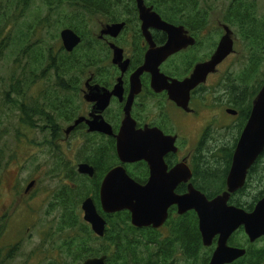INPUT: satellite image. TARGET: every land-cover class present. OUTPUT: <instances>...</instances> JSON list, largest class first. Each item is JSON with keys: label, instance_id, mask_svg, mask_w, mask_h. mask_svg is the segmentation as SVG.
Returning a JSON list of instances; mask_svg holds the SVG:
<instances>
[{"label": "trees", "instance_id": "trees-1", "mask_svg": "<svg viewBox=\"0 0 264 264\" xmlns=\"http://www.w3.org/2000/svg\"><path fill=\"white\" fill-rule=\"evenodd\" d=\"M46 8L48 16L39 17L34 25L26 23L24 18L30 9L31 0H12L3 16L0 6V63L8 62L6 72L1 74L0 99L9 112L19 117L22 128L37 133L38 138L45 133L46 144L52 148L60 137L59 121H72L78 114L82 76L91 69L106 71L101 67V53L95 51V39L92 35L97 20L119 22L135 16L137 12L134 0H39ZM153 7L166 22L184 25L196 36H200L202 27H216L207 31L205 52L209 57L217 45L218 37L228 27L243 44L246 52L245 63L239 71L229 72L224 78L228 95V105L238 115L235 126L223 131V141L228 132L235 131L232 141L224 142L221 153L227 165L215 175V189H226V177L230 157L234 153L239 137L250 117L253 102L264 84V12L260 0H144ZM33 2V0H32ZM59 10L65 12L62 29L55 34L51 31L43 35L39 29L51 27V16ZM225 10V11H224ZM22 15V17H21ZM218 17V19L215 18ZM212 18V21H211ZM58 18L54 23H58ZM130 19V18H128ZM62 20V19H61ZM221 24V25H220ZM64 29L74 30L82 38L81 44L72 52H67L61 43L60 33ZM209 49V51H208ZM180 59L194 62L199 58L198 48L190 49ZM191 56L190 60L187 59ZM243 63V62H242ZM6 124L0 119V126ZM3 130H7L6 127ZM37 140V139H36ZM42 141V140H40ZM87 146V156L83 162L102 167L108 172L119 164L116 150L100 145L93 149ZM264 154L251 170L249 181L256 186H264ZM52 166H62L65 171L49 173L52 177L69 181L59 185L53 193V203L61 206L59 227L53 236L66 235L61 251L62 261H50L46 264H81L87 258L99 256L110 251L107 264H154L153 230L137 229L131 224V214L122 211L114 215L103 212L98 189L93 188L88 176L80 175L73 162L54 151ZM128 174L140 182L138 166H125ZM50 177V176H49ZM101 182V181H100ZM255 203L264 198V187H258ZM87 197H93L99 213L110 221V229L104 238L94 235L91 228L81 218L80 206ZM55 211V209H52ZM173 217H178L174 215ZM181 235V234H180ZM182 236V235H181ZM194 243L191 236L186 239ZM0 264H6L0 257Z\"/></svg>", "mask_w": 264, "mask_h": 264}, {"label": "flooded vegetation", "instance_id": "flooded-vegetation-1", "mask_svg": "<svg viewBox=\"0 0 264 264\" xmlns=\"http://www.w3.org/2000/svg\"><path fill=\"white\" fill-rule=\"evenodd\" d=\"M134 2L136 3L138 17L136 14L135 16L128 17L130 19L125 18L119 22H107L105 19H99L97 20V24L93 27L92 35L95 39V51L101 53V67L105 66L104 68L107 70L97 72V70L93 68L88 75L82 76L81 87L78 91V94H80V101L77 103V106H79L78 114L72 118V121L70 122H66L63 119L59 121L60 138L57 139V141H54L52 148L45 143V146L48 148V158L53 161L54 151H56L59 155L64 156L67 161L73 162L80 175H83L79 172L80 165L85 164L90 166L93 169V175L85 176H88V178L91 179L92 187L98 189L99 200L102 181L114 168L122 166L127 171V167L125 166L137 165V172L141 175V177H139L140 182L136 181L134 178L133 179L141 185L147 184L151 175L149 164L144 160L136 163L124 164L120 161L118 155L117 136L120 133L124 120L126 119V106L130 103V116L135 122L136 130L148 131L150 129H158L164 136L175 139V147L177 151L167 152L163 156L166 171H171L179 164L187 165L190 168L192 172L191 179L187 183L181 182L177 186L175 192L179 195L186 194L189 191V185L192 184L193 187L201 192L207 200L212 201L228 190L227 177L226 189L221 192L215 189L214 175L224 165H227V160L223 159L224 156L221 153L223 147L226 145L224 141H222L223 131L226 128L235 126L236 121H230L229 117H233L236 120L235 117L238 115V112L228 105V95L224 86V78L226 75H224L218 87L212 92L219 94V104L226 108L225 113L221 114L226 121L223 122V125H220L214 116L208 126L203 125L201 127L203 131H201L197 140L199 144L197 143V148L194 151L188 147L187 141H190L188 139L189 134L188 130L183 127V121L203 114L199 113L194 107V104L204 103L206 105L207 92H205V86L211 77L217 75L220 66L223 65L230 56L218 66V70L215 73L210 74L207 77L205 83L200 84L191 91L188 111L171 101L166 90L161 92L156 91L153 86V77L150 72H144L140 76V92L136 94L132 100H129L131 93V76L145 64L146 54L151 48V44L142 30V21L139 17L137 1L134 0ZM144 4L147 8H150L145 1ZM162 20L164 19L162 18ZM116 24H125L124 29L120 33L117 35L102 34L108 26ZM170 24L176 27H182L184 29L182 36L188 39L189 37H192L195 40L193 46L189 45L183 48L176 54L167 58L159 66L160 73L167 78L168 82H172L173 80L182 82L192 74L197 64L205 62L211 58L224 34L218 37L217 45L213 48L208 57L207 53H204L205 44H201L199 38L205 39L207 37V31H211L212 28H214L212 30H215L216 27H202L201 30L203 33H201L200 36H196L184 25ZM149 32L156 48L162 47L168 40V35L157 28H149ZM61 43L63 46L62 40ZM112 45L123 50L124 61H130L129 67L124 73L117 65L113 64L114 49L112 48ZM195 48H198L199 51V58L197 60L190 63V61H183L180 59L184 53L189 54V50ZM120 83L122 84L123 93L121 96H116L114 92ZM101 107L103 110L99 112ZM173 110L178 111L181 116H177ZM230 110L235 111L237 114L233 115L229 112ZM219 115H217V118ZM97 116H101L110 126L111 133L90 131V125L88 122L94 121ZM81 118H84V120L75 124L76 121ZM76 136L77 138H75ZM100 145L105 146L106 150L107 147L116 150L119 164L112 166L108 172H105L102 167H97L90 162L86 163L82 161L83 157L87 156V146L92 149V152L89 153L93 154L94 147ZM233 154L229 159L230 165H228V173L232 165ZM52 164L53 163H50L46 167V174L53 179L59 180V185L69 184L68 180L63 179L65 173L63 175L60 174V178L52 177L49 174L58 170V168L62 171L66 170L63 169L62 166L56 168L52 166ZM252 168L248 171L244 186L235 193H232L227 202L229 207L242 210L246 216L255 212L256 205L261 200L260 199L255 203V195L257 192L255 189L257 187L263 189L264 187L256 186L249 181ZM24 193L29 196L31 189L27 191L26 188ZM87 198H92L94 201L93 197ZM82 204L80 206L81 218L86 224H88L84 220ZM47 206V214L49 216L52 215L53 212L55 215L61 214V206L58 203L52 204L51 202H48ZM52 209H55V211ZM114 214L116 213H110L108 215ZM174 215H178V217H173ZM104 219L106 221L104 236L99 237L92 231L98 238H104L110 229L109 219L107 217H104ZM59 222L60 219L58 216L49 219L45 224L46 230L44 235V243L51 244L58 256L62 254L61 251H64V247L56 246L52 239L54 233L59 227ZM88 225L92 230L91 225ZM149 228L153 230L154 252L152 256L154 258V264H211L219 254L220 258L217 262H221L222 264H264V232L255 236L253 226H249L248 222L247 224L239 223L231 232L222 227L217 228L216 230L219 232L213 234L210 242L206 244L200 230V220L197 212L195 210H189L185 214L179 215L177 206H171L168 210V218L165 223L159 228ZM183 234H186V239L191 236V238L194 239V243L188 242L186 245ZM222 236L225 237V243H223ZM106 251L107 253L105 254L90 258L102 256L108 258L110 251L107 249ZM50 261H55V257L46 263Z\"/></svg>", "mask_w": 264, "mask_h": 264}, {"label": "water", "instance_id": "water-1", "mask_svg": "<svg viewBox=\"0 0 264 264\" xmlns=\"http://www.w3.org/2000/svg\"><path fill=\"white\" fill-rule=\"evenodd\" d=\"M139 17L142 21V30L151 48L146 54L145 64L131 76L132 100L140 92V76L144 72L152 74L153 86L156 91L166 90L169 99L177 106L188 111L190 93L200 84L206 82L210 74L218 70V66L235 52V41L233 33L225 27V34L211 58L199 63L192 74L182 82L173 80L168 82L167 78L160 73L159 66L170 56L176 54L183 48L195 44L192 37L182 36L184 29L176 27L164 20L147 8L144 0H136ZM125 27V24L108 26L102 34L117 35ZM157 28L168 35L167 42L156 48L152 42L149 28ZM63 48L72 53L82 42V38L72 29H64L60 33ZM114 49L113 64L117 65L124 73L129 67V60L124 61L123 50L112 45ZM123 93L120 83L114 92L116 96ZM131 104L126 106V119L123 122L120 133L117 136V150L120 161L124 164L146 161L151 170L150 178L145 185L137 183L130 177L124 167L112 169L104 178L100 190V202L102 210L107 214L128 211L131 214L132 226L142 228H159L168 218V210L171 206H177L178 214L183 215L189 210H195L200 220V230L206 244L210 242L213 234L219 232V227L234 230L239 223L253 226L255 236L264 232V198L260 200L251 215H244L242 210L229 207L227 202L232 193L242 188L246 182L247 174L262 154H264V84L253 102L250 117L237 142L230 171L227 176L228 190L212 201L192 184L186 194L179 195L175 192L181 183H187L192 172L187 165L179 164L171 171H166L163 156L167 152H176L175 139L164 136L158 129L145 131L136 130L135 122L130 116ZM103 108L101 107L99 112ZM233 115L237 114L230 110ZM76 121L75 124L83 121ZM90 131L111 133L110 126L101 116L95 117L94 121L88 122ZM69 130V129H68ZM79 172L83 175H93V169L85 164L79 166ZM35 182H31L27 191L33 188ZM84 220L91 225L92 231L99 237H103L106 230V221L98 212L92 198H87L82 204ZM223 243L225 237L222 236ZM220 254L211 264H222L217 262ZM107 257L88 258L81 264H106Z\"/></svg>", "mask_w": 264, "mask_h": 264}, {"label": "rangeland", "instance_id": "rangeland-1", "mask_svg": "<svg viewBox=\"0 0 264 264\" xmlns=\"http://www.w3.org/2000/svg\"><path fill=\"white\" fill-rule=\"evenodd\" d=\"M11 1L0 0L3 16L5 11H8V4ZM260 1L264 12V0ZM60 13L61 16L57 10L49 20L51 27L46 29V24L44 30L39 29L38 34L45 35L48 31L55 34L62 29V25L65 24V20L62 18L65 12ZM46 14L48 16L46 8L44 6L42 8L39 0H33V2L31 0L29 12L24 21L33 26L34 21L42 17L43 25ZM58 18L62 20L54 23ZM215 18L218 19L217 16ZM0 25H2L1 21ZM233 39L235 52L220 66L217 75L211 77L205 86L207 106L204 103L194 104L199 113L203 114L183 121V127L188 130L189 134L188 147L192 151L199 144L197 140L203 131L201 128L203 125L208 126L214 116L220 125L226 121L221 115L225 113L226 108L219 104V94L212 92L218 87L224 75L232 71H239L246 61L243 44L235 33ZM190 58L191 56L187 57L188 60ZM8 66L6 60L0 63V81L1 74L6 72ZM173 112L177 116H181L178 111L173 110ZM217 115H219L218 118ZM0 119L6 123L0 126V257L6 264H46L53 257L56 262H60L63 257L56 255L51 244L44 243L46 222L54 216H59L54 212L50 216L47 214V204L52 202L53 193L59 187V180L46 174V167L53 161L48 158V148L44 141L45 133L42 132V136L38 138L37 133L22 128L19 117L9 112L3 106L1 99ZM229 119L236 121L233 117H229ZM6 127L8 131L3 130ZM234 135L235 131L230 130L224 142L232 141ZM262 165H264V159ZM31 182H35V185L31 189L30 195L27 196L24 192ZM66 237V235L53 236L52 240L56 246L62 247Z\"/></svg>", "mask_w": 264, "mask_h": 264}]
</instances>
